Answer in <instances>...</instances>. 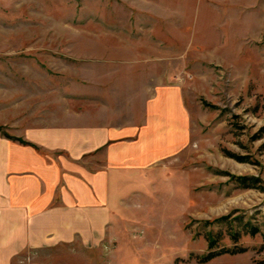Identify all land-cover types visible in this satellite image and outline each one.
Listing matches in <instances>:
<instances>
[{"label": "rangeland", "instance_id": "374dc122", "mask_svg": "<svg viewBox=\"0 0 264 264\" xmlns=\"http://www.w3.org/2000/svg\"><path fill=\"white\" fill-rule=\"evenodd\" d=\"M146 60L184 124L108 187L102 243L21 264H264V0H0V136L43 153L25 128L121 108Z\"/></svg>", "mask_w": 264, "mask_h": 264}, {"label": "crops", "instance_id": "0c3cea01", "mask_svg": "<svg viewBox=\"0 0 264 264\" xmlns=\"http://www.w3.org/2000/svg\"><path fill=\"white\" fill-rule=\"evenodd\" d=\"M132 63L136 86L121 93V108H68L48 125L39 119L23 130L43 153L0 136V264L102 243L111 217L108 187L163 157L154 149L169 146L173 119L184 124L176 119L185 120L184 103L169 87L168 70L155 74L152 62Z\"/></svg>", "mask_w": 264, "mask_h": 264}, {"label": "trees", "instance_id": "16d2710c", "mask_svg": "<svg viewBox=\"0 0 264 264\" xmlns=\"http://www.w3.org/2000/svg\"><path fill=\"white\" fill-rule=\"evenodd\" d=\"M262 131H264V127L261 129V132ZM257 231H256V229L254 228H252V230L250 231V233L253 235V234H255ZM213 247H214V241L212 240V239H209V245H208V248H209V250H213ZM215 254L213 253V252H211V253H209L208 255H207V257H205V258H211V257H213Z\"/></svg>", "mask_w": 264, "mask_h": 264}]
</instances>
